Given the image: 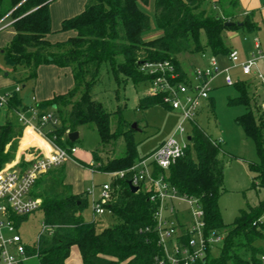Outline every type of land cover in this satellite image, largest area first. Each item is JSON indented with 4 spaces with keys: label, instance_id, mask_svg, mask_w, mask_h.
I'll list each match as a JSON object with an SVG mask.
<instances>
[{
    "label": "trees",
    "instance_id": "obj_1",
    "mask_svg": "<svg viewBox=\"0 0 264 264\" xmlns=\"http://www.w3.org/2000/svg\"><path fill=\"white\" fill-rule=\"evenodd\" d=\"M55 1L0 0V20L10 13L13 21L8 27L13 29V36L0 49V55L7 69L22 71L23 76H13L15 83L36 80L42 65L71 70L73 87L65 94L37 103L33 109L39 117L47 112L57 117L59 125L41 127V133L64 149L79 141L72 143L68 134L85 126L96 129L103 147L123 138V156L102 162L94 152V162L85 164L100 173L128 171L147 157H139L133 138L135 131L122 120L120 111L109 113L96 99L94 90L101 81L103 66L111 67L118 84L122 77L135 84H147L148 77L140 72L143 62L170 61L184 76L179 55H195L208 48L214 56H228L231 49L225 44V31L244 30L253 34L259 29L253 15L245 16L241 22L237 20L238 0L224 3L221 0H154L153 20L159 36L146 39L151 17L144 7L149 0H85L83 11L64 19L57 31L74 35L52 43L48 39L54 34L50 6ZM226 22L242 25L226 27ZM201 36H205V45ZM236 85L240 94L235 101L247 108L236 123L255 145L259 161L249 167L256 174L258 189L264 192V117L256 119L253 109L255 104L262 111L260 87L241 81ZM159 103V98L147 95L140 100L139 107L146 109ZM28 109L16 93L6 97L7 120L0 125V169L15 159L25 129L16 113ZM221 154V142L194 125L185 155L168 171V181L179 195L200 201L206 235L216 231L224 237L218 258L210 257L208 250L204 260L195 264H261L257 256L264 255V251L256 243H264V224L260 221L264 201L241 211L231 225L223 223L218 206L224 186L225 162ZM74 158L84 165L76 155ZM158 172L162 171L157 169ZM129 178V172L123 178H111L112 199L106 208L115 217L116 224L97 232L94 222H86L82 215L88 207L89 193L75 194L66 183L62 166L42 175L33 195L41 200L38 211L43 214L45 232L33 246H27L28 254L35 255L39 264H65L72 247H77L82 264H159L164 253L155 232L158 203L143 189L132 193ZM253 187L257 188V184ZM27 218H20L17 224Z\"/></svg>",
    "mask_w": 264,
    "mask_h": 264
},
{
    "label": "rangeland",
    "instance_id": "obj_2",
    "mask_svg": "<svg viewBox=\"0 0 264 264\" xmlns=\"http://www.w3.org/2000/svg\"><path fill=\"white\" fill-rule=\"evenodd\" d=\"M221 2L224 3L225 0H221ZM144 9L151 17V29L145 34V37L146 39L156 38L159 36V32L156 30L153 20L154 0H149L148 5ZM12 32L13 29L8 28L0 34V49L8 43ZM253 37L254 34L247 33L246 31H225L224 33L225 44L228 47L231 46L229 48L237 52L239 59L242 49L243 51H250V56L255 51L252 44ZM201 42L202 45H205V36H201ZM213 57L218 62L219 71L211 81L212 90L209 94L210 99L203 102L202 110L196 122L200 129L211 139L221 142L223 154L220 155V158H223L225 168L223 177L224 186L218 201V206L223 223L225 225H231L240 215L241 211L247 210L250 207H256L264 201V192L253 187L254 183L257 184L258 180H255L256 174L249 167L251 164L258 163L259 161L255 145L250 139L244 136L242 129L236 123L237 119L247 112V108L243 103L235 101L240 94L236 85L239 81L253 82L257 74L261 73L264 75V69L262 68L264 57L257 62L256 68L253 69L255 74L251 73L250 75H245L238 64H234L228 60V56H214L208 48H204L201 53L195 55H179L178 60L185 70H191L192 66L201 68L208 66L209 60ZM227 69L228 72H222ZM5 74L8 76L5 77ZM225 74L230 76L233 85L226 86L224 84ZM0 75L6 83L0 88V98L6 99L7 96L16 93L24 107H28L29 109L35 107L32 80L15 83L13 76L19 78V76H23V73L20 69L14 72L12 69L5 68L1 55ZM122 78L118 84L111 67L105 65L101 69V81L95 87L94 91L97 94L96 99L102 103L103 107L109 113L113 114L120 111L122 120L129 123L130 127L134 123L137 124L138 130L134 132L133 138L137 144L139 157L148 156L161 144L171 138L180 144L186 143L187 133L191 130L190 123L182 120L177 113L167 111L159 105L141 109L139 103L148 94L147 84H135L131 80ZM262 100L261 98V103ZM211 104L213 106V113L211 111ZM253 106L256 119L259 116L264 117L263 111H259L255 107V104ZM29 109L27 112H21L28 120L31 117ZM6 120V111L5 108H2L0 110V125H3ZM113 124L114 131L116 128L115 119ZM181 126H183L185 131L183 134L179 131V127ZM25 133L23 132L24 138L22 137L20 139L15 159L11 163L16 161L23 148L30 144L31 139H36L30 131L26 130ZM78 133L80 137L76 143V147L78 148L79 156L83 160L82 163L84 165L80 164L78 167L79 171H75L74 173L78 177L83 176L84 189L89 193L88 207L82 215L86 222H94L96 231L101 232L103 229L116 224V219L107 210L103 215L94 217L92 208L93 200L99 197L101 185L110 181L111 178L103 173L93 172L85 164L90 165L94 162V152H97V156L101 158L102 162L123 156L125 153V142L121 138L116 143L103 147L100 144L98 133L93 126L81 127ZM262 133L264 136V128ZM88 156H90V159ZM174 206L180 214L188 216V205L174 202ZM162 218L171 222L174 220V215L169 210L164 209L162 211ZM260 221L264 224V211ZM42 223L43 214L41 211H37L28 216L27 220L21 224L19 233L25 243L33 245L37 242L38 236L43 231ZM222 247V239L216 244H210L208 249L210 257L218 258ZM256 247H261L262 251H264V243L257 242ZM206 255L207 252L204 258ZM74 256L72 254L70 264H78V259H75ZM261 257L262 255L258 254L257 259L260 260ZM24 264H39V260L36 257H32Z\"/></svg>",
    "mask_w": 264,
    "mask_h": 264
},
{
    "label": "built area",
    "instance_id": "obj_3",
    "mask_svg": "<svg viewBox=\"0 0 264 264\" xmlns=\"http://www.w3.org/2000/svg\"><path fill=\"white\" fill-rule=\"evenodd\" d=\"M12 22L10 13H8L0 20V31L11 26ZM253 44L255 51L246 62H240L235 50H231L228 54V60L238 64L245 75L254 73L253 69L256 68L257 62L264 57L260 41L255 38ZM183 71L185 72L184 76L172 62L167 60L143 62L140 66V72L148 77L147 95L159 98V106L167 111L177 113L182 120L190 123L192 129L194 125H197L196 120L202 110L203 102L210 99L211 81L219 71V66L213 57L206 67L193 66L191 70L184 69ZM222 72H228V69ZM255 78L263 93L261 110L264 112V75L260 73ZM224 84L226 86L233 85L228 74H225ZM5 106L6 99L0 98V110ZM30 112L29 120L23 113H16L18 121L25 126L24 133L27 129H31L32 133L43 137L41 127L59 125V120L52 112H47L40 117L36 109L32 108ZM179 131L182 134L185 132L183 126L179 127ZM188 136H191V130L187 133ZM45 140L48 142V151L42 148H32L31 150L28 148L24 150L22 158L18 155L15 162L0 169V264H22L30 258L36 257L28 254L27 246L34 244L29 245L24 242L19 233L22 223L18 225L17 221L30 216L40 208L41 200L33 195V189L42 175L63 166L66 162L77 163L74 158L78 152L76 145L64 149L53 141ZM186 141V143L180 144L171 138L161 144L152 154L135 163L128 171L103 173L116 179L123 178L129 172L128 181L138 187L139 191L143 189L149 192L151 200L157 201L155 232L158 238L157 243L164 253L159 264H195L204 258L210 244H216L224 238L216 231L206 235L205 214L200 201L196 198L179 195L168 181L170 167L185 155L190 143V141ZM157 169L162 172L156 173ZM111 199L110 181H108L101 185L99 197L93 200L94 217L105 213ZM174 202L188 205V216L180 214L176 210ZM164 209L174 215L173 221L169 222L162 218ZM44 232L45 227L43 226L41 234ZM260 260L264 264V255Z\"/></svg>",
    "mask_w": 264,
    "mask_h": 264
},
{
    "label": "crops",
    "instance_id": "obj_4",
    "mask_svg": "<svg viewBox=\"0 0 264 264\" xmlns=\"http://www.w3.org/2000/svg\"><path fill=\"white\" fill-rule=\"evenodd\" d=\"M238 3H239V8L236 11L237 20L241 22L244 19V17L247 15L254 16L255 21L258 22L259 29L255 33H253L254 34L253 41L255 38H257L262 45V50L264 51V0H238ZM84 4H85V0H56L51 4L50 13L52 20V30L54 34L48 37L50 42L56 43V42L65 41L68 37L74 35L73 32L62 34V33H57V31L59 30L61 22L64 19L71 18L81 13L83 11ZM239 31H244V30H239ZM232 32H238V31H232ZM12 36H13V32L10 36L9 41L11 40ZM249 52L250 51L247 52V50L244 51L243 49L241 50V55L239 59L240 62H246L249 59L250 56ZM262 68L264 69V62L262 63ZM32 83H33V92H34V105L42 101L50 100L55 95L65 94L74 85V81L70 69L58 68L53 65L40 66L37 71V78L36 80H32ZM250 83L253 84L254 86L258 85L260 87L256 78H254V81ZM5 84L6 83L4 81V78L0 75V88L3 87ZM260 92L263 99V93L261 87H260ZM32 108L35 107H31V109ZM30 132L32 133V131ZM32 134L35 136L36 139L34 140L31 139L30 137L31 139L30 144L26 145L23 148L21 154H19L21 158L24 150H27L28 148L30 150L32 148H42L43 150L48 151V142L37 133L36 134L32 133ZM76 157L79 160L83 161L79 156V152H77ZM88 157L90 159V156ZM79 165L80 164L76 162H66L62 166V168H64L66 175V183L72 187V190L75 194L86 191L84 189L83 176L81 175L80 177H78V175L76 176L74 173L75 171H79L78 170ZM72 254L73 256L75 255L74 256L75 259H78L77 260L78 264H82L79 249L75 247H72L70 256L65 261V264H70V258Z\"/></svg>",
    "mask_w": 264,
    "mask_h": 264
},
{
    "label": "water",
    "instance_id": "obj_5",
    "mask_svg": "<svg viewBox=\"0 0 264 264\" xmlns=\"http://www.w3.org/2000/svg\"><path fill=\"white\" fill-rule=\"evenodd\" d=\"M234 25L241 26L242 24L241 23H233V22H226L225 23V26L226 27H228V26H234ZM131 129L134 130V131H137L138 130L137 124L136 123L132 124ZM68 138H69V140L72 143H75L79 139V133L78 132L69 133L68 134ZM187 140L188 141H191V136H188L187 137ZM128 187H129V189L131 190L132 193H137L139 191V188L133 186V184L130 181H128Z\"/></svg>",
    "mask_w": 264,
    "mask_h": 264
},
{
    "label": "bare ground",
    "instance_id": "obj_6",
    "mask_svg": "<svg viewBox=\"0 0 264 264\" xmlns=\"http://www.w3.org/2000/svg\"><path fill=\"white\" fill-rule=\"evenodd\" d=\"M28 130H30V131H31V129H28Z\"/></svg>",
    "mask_w": 264,
    "mask_h": 264
}]
</instances>
